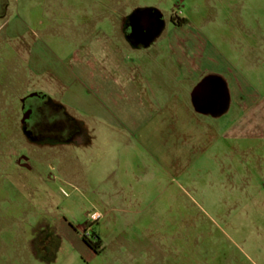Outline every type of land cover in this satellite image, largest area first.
Returning a JSON list of instances; mask_svg holds the SVG:
<instances>
[{"label":"rangeland","instance_id":"rangeland-1","mask_svg":"<svg viewBox=\"0 0 264 264\" xmlns=\"http://www.w3.org/2000/svg\"><path fill=\"white\" fill-rule=\"evenodd\" d=\"M51 1L9 0V15L57 48L53 35L72 26L56 23L81 30L84 7L97 5V18L113 0ZM122 1L188 19L231 52L260 97L256 113L229 133L165 114L143 137L90 126L59 151L61 171L50 149L12 138L0 158V264H264V0ZM92 233L100 253L82 239Z\"/></svg>","mask_w":264,"mask_h":264},{"label":"crops","instance_id":"crops-1","mask_svg":"<svg viewBox=\"0 0 264 264\" xmlns=\"http://www.w3.org/2000/svg\"><path fill=\"white\" fill-rule=\"evenodd\" d=\"M55 3L52 0L50 7ZM102 5L97 18L88 13L97 5L84 7L81 30L73 28V18L56 23L72 26L69 32L61 27L53 35L56 48L43 43L26 16L9 15L11 3L3 0V163L12 154V138L20 135L27 145L50 149L55 161L51 166L61 171L66 165L58 162L59 151L64 144L79 143L75 140L80 133L89 137L90 126H112L143 137L161 114L187 124L202 122L201 128L215 134L231 132L234 121L243 129L251 120L260 98L251 91V81L232 53L220 50L213 38L191 27L190 20L177 25L151 7L123 1Z\"/></svg>","mask_w":264,"mask_h":264},{"label":"trees","instance_id":"trees-1","mask_svg":"<svg viewBox=\"0 0 264 264\" xmlns=\"http://www.w3.org/2000/svg\"><path fill=\"white\" fill-rule=\"evenodd\" d=\"M171 20L177 25H180L182 24V22L185 21V20H175L173 16L171 17ZM92 236L95 237L94 241L90 240L86 236H83L82 239L95 253H100L102 250L101 249L102 240L100 236L97 235L96 233H92Z\"/></svg>","mask_w":264,"mask_h":264},{"label":"flooded vegetation","instance_id":"flooded-vegetation-1","mask_svg":"<svg viewBox=\"0 0 264 264\" xmlns=\"http://www.w3.org/2000/svg\"><path fill=\"white\" fill-rule=\"evenodd\" d=\"M2 6H0V15H1V12H2V8H1Z\"/></svg>","mask_w":264,"mask_h":264}]
</instances>
